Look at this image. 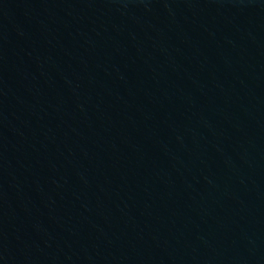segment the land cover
I'll return each instance as SVG.
<instances>
[{
    "label": "water",
    "instance_id": "obj_1",
    "mask_svg": "<svg viewBox=\"0 0 264 264\" xmlns=\"http://www.w3.org/2000/svg\"><path fill=\"white\" fill-rule=\"evenodd\" d=\"M0 264H264V0H0Z\"/></svg>",
    "mask_w": 264,
    "mask_h": 264
}]
</instances>
